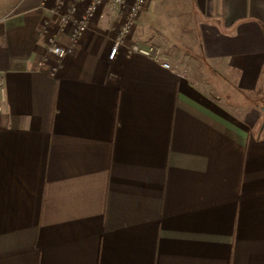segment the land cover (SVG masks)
I'll list each match as a JSON object with an SVG mask.
<instances>
[{
  "label": "crops",
  "instance_id": "0c3cea01",
  "mask_svg": "<svg viewBox=\"0 0 264 264\" xmlns=\"http://www.w3.org/2000/svg\"><path fill=\"white\" fill-rule=\"evenodd\" d=\"M164 1L127 40L169 68L108 58V6L73 43L54 0H0V264H264V0H170L194 41Z\"/></svg>",
  "mask_w": 264,
  "mask_h": 264
},
{
  "label": "built area",
  "instance_id": "2783aa9c",
  "mask_svg": "<svg viewBox=\"0 0 264 264\" xmlns=\"http://www.w3.org/2000/svg\"><path fill=\"white\" fill-rule=\"evenodd\" d=\"M146 3L147 0H54L50 14L56 20L58 30L66 26L70 28V38L75 43L80 35L88 29L90 21L102 16L99 12L100 8L108 6L115 11L120 19L108 58L113 59L118 48L122 47L127 54L140 53L153 60H161V65L164 68H169L168 59L161 54L156 45L140 46L127 40ZM49 24V19H43L40 30H45ZM69 50V46L59 44L53 35L47 37L46 52L57 59L64 57ZM5 104V89L0 79V114L4 110Z\"/></svg>",
  "mask_w": 264,
  "mask_h": 264
},
{
  "label": "rangeland",
  "instance_id": "374dc122",
  "mask_svg": "<svg viewBox=\"0 0 264 264\" xmlns=\"http://www.w3.org/2000/svg\"><path fill=\"white\" fill-rule=\"evenodd\" d=\"M165 9H167V12H171L173 10V7L175 9H177L179 11V15H177L176 17L173 16V14H171V16H173V20L176 22L175 24L178 26V33L179 36H183L186 40H189V36L193 33L192 38L194 41V38L196 36V32H197V26L194 25V23L192 24V14L191 12L189 13V7H187L185 2H182V4L178 3V2H171L170 0H165L163 2ZM194 19V18H193ZM197 22H199L197 20ZM196 22V23H197ZM169 27V26H168ZM167 27V28H168ZM170 41L167 40V44L169 45ZM195 43V42H194ZM184 44H182L180 46V44H178L177 46H180L178 48L183 49ZM173 48L171 49L172 52ZM182 51V50H180ZM219 82L221 83V80H219ZM225 88H227V90H229L231 87L229 85H224ZM262 97L258 96V99H260L261 104L264 105V94L261 95ZM260 97V98H259ZM262 109H264V107H262Z\"/></svg>",
  "mask_w": 264,
  "mask_h": 264
}]
</instances>
